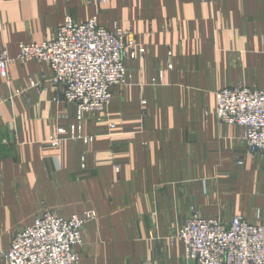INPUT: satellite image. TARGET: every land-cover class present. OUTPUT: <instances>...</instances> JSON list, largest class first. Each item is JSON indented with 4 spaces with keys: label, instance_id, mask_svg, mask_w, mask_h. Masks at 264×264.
I'll use <instances>...</instances> for the list:
<instances>
[{
    "label": "crops",
    "instance_id": "1",
    "mask_svg": "<svg viewBox=\"0 0 264 264\" xmlns=\"http://www.w3.org/2000/svg\"><path fill=\"white\" fill-rule=\"evenodd\" d=\"M96 1L0 0V52L12 59L68 16L119 23L146 49L104 112L113 129L103 112L79 120L74 104L57 102L46 63L14 61L0 74V251L48 209L97 213L80 264H184L174 235L192 208L264 222V155L215 113L224 87L264 89V0ZM73 126L93 139L59 132Z\"/></svg>",
    "mask_w": 264,
    "mask_h": 264
},
{
    "label": "built area",
    "instance_id": "2",
    "mask_svg": "<svg viewBox=\"0 0 264 264\" xmlns=\"http://www.w3.org/2000/svg\"><path fill=\"white\" fill-rule=\"evenodd\" d=\"M145 52L132 30L119 23L111 30L95 16L83 23L68 16L52 38L41 43L21 42L13 59L1 51L0 74L6 77L8 65L14 61L48 64L52 85L59 89L54 99L74 104L82 120L86 113L103 112L116 86L134 82L127 62ZM215 113L221 122L242 127L250 153H264V89L243 84L224 87L217 92ZM70 137L93 139L74 126ZM95 218L92 210L67 218L48 209L14 234L10 247L0 251V264H80L83 230ZM178 237L185 246L186 264H264V222L251 223L243 215L228 223L191 217Z\"/></svg>",
    "mask_w": 264,
    "mask_h": 264
},
{
    "label": "rangeland",
    "instance_id": "3",
    "mask_svg": "<svg viewBox=\"0 0 264 264\" xmlns=\"http://www.w3.org/2000/svg\"><path fill=\"white\" fill-rule=\"evenodd\" d=\"M16 57V56H15ZM48 65V64H47ZM129 67V66H128ZM129 86H131V83H129V84H120V85H118V86H116L115 88H114V95H113V98H112V100L115 98V96L116 95H119V92H121V90L124 88H127V87H129ZM65 102V101H64ZM112 102V101H111ZM216 108H217V105H216ZM76 109H77V107H76ZM107 110V107L103 110V119H105V118H107V121H109V125H110V128L111 129H113L114 127H115V123L114 122H111L110 121V119H111V114L110 115H108L107 113H104L105 111ZM87 114H89V113H86L85 115H87ZM109 116V117H108ZM83 118H84V116H83ZM76 129L77 130H79L80 128H78V127H76ZM65 130H66V134L68 133L69 134V137L71 136V131H72V128H70L69 130L68 129H66L65 128ZM243 130V129H242ZM71 138V137H70ZM72 139V138H71ZM73 140H75V139H73ZM76 140H78V139H76ZM242 140H243V136H242ZM244 143V142H243ZM245 144V143H244ZM245 147H246V144H245ZM245 149H247V147L245 148ZM247 152H249L248 151V149H247ZM250 153V152H249ZM250 154H256V153H250ZM257 154H263L264 155V153H257ZM244 159H245V157H238V159H237V164L238 165H240V166H242L243 164H244ZM240 161H242V162H240ZM117 168H119V166H117ZM205 185H206V182L204 183ZM92 209H90L89 211H91ZM92 211H94V210H92ZM56 212V211H55ZM56 213H58V212H56ZM96 213V212H95ZM59 214V213H58ZM61 215V214H60ZM239 215H242V214H236V215H234V216H232L230 219H227V220H225V219H221V217H219V216H217V215H212V214H207V213H205V214H202V213H200V211H198V209H194V208H192V210H191V212H190V214L188 215V217H187V219L182 223V225H180L179 227H178V229H177V231H176V233H175V235H174V238L176 239H179V237H178V234H179V230L188 222V220L191 218V217H194V216H198V217H203V218H218V219H220L222 222H225V223H228L233 217H235V216H239ZM62 216V215H61ZM244 216V215H243ZM64 217V216H63ZM96 218H97V213H96ZM95 218V219H96ZM94 219V220H95ZM93 221V220H92ZM35 222V221H34ZM261 222H263V221H261ZM261 222H258V223H261ZM89 223V222H88ZM87 223V224H88ZM252 223V222H251ZM33 224V223H32ZM86 224V225H87ZM83 232H84V230H83ZM84 238H85V236H84ZM180 240V239H179ZM184 244V243H183ZM185 247V246H184ZM187 257V256H186ZM81 259V258H80ZM187 261H188V259L186 258V261H185V263L184 264H186L187 263ZM149 264H151V263H149Z\"/></svg>",
    "mask_w": 264,
    "mask_h": 264
}]
</instances>
